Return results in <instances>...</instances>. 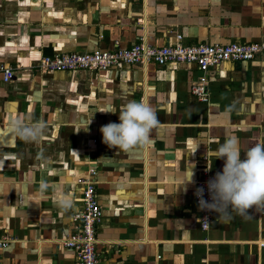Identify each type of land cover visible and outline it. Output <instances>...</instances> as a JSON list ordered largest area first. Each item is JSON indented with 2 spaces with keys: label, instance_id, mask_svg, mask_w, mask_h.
<instances>
[{
  "label": "crops",
  "instance_id": "1",
  "mask_svg": "<svg viewBox=\"0 0 264 264\" xmlns=\"http://www.w3.org/2000/svg\"><path fill=\"white\" fill-rule=\"evenodd\" d=\"M175 33L184 44L264 40V0H0V64L15 67L10 80L0 78V235L10 238L0 264H74V252L56 242L72 230L76 180L89 168L101 209L96 264H264V208L224 219L214 212L202 230L193 202L202 172L222 171L212 153L226 137L242 149L264 142V53L207 68L202 100L189 90L200 74L192 63L29 67L43 55L138 39L165 45ZM142 97L159 121L151 143L109 148L101 126L119 123V109ZM108 106L117 112H100ZM17 116L46 122L39 141L12 133ZM61 193L70 208L58 206Z\"/></svg>",
  "mask_w": 264,
  "mask_h": 264
},
{
  "label": "built area",
  "instance_id": "2",
  "mask_svg": "<svg viewBox=\"0 0 264 264\" xmlns=\"http://www.w3.org/2000/svg\"><path fill=\"white\" fill-rule=\"evenodd\" d=\"M264 53V40L255 42L225 44L193 43L184 44L181 42V35L174 34L173 40L165 45H149L141 39L133 42L127 47L120 48L113 46L107 50L94 49L87 52H67L43 55L33 64L29 65L38 72L51 71H105L112 66L120 64H135L144 66L155 64L162 66L166 63H192L200 74L191 82L190 93L202 100L205 94L206 77L204 72L207 68L227 61H248L256 54ZM15 67L0 64V78L8 81L13 77ZM18 69V68H17ZM94 143L95 139H91ZM94 168L86 171V176L76 181L80 184L81 206L70 215L72 225L71 232L57 240V244L71 249L74 252V264H96L95 252V227L101 216V209L97 203L93 176ZM215 173L204 170L201 176L194 181L193 202L197 206V197L194 195L196 187L203 186L204 197L209 199L206 181ZM198 208V207H197ZM198 223L202 230H205L214 212L201 211L198 208ZM9 237L0 235V250L8 244ZM263 242L259 243L262 246Z\"/></svg>",
  "mask_w": 264,
  "mask_h": 264
},
{
  "label": "clouds",
  "instance_id": "3",
  "mask_svg": "<svg viewBox=\"0 0 264 264\" xmlns=\"http://www.w3.org/2000/svg\"><path fill=\"white\" fill-rule=\"evenodd\" d=\"M100 112L116 113L117 110L108 106ZM119 121L101 126L100 132L104 144L122 151L146 149L151 143L150 134L159 123L156 109L147 97L128 100L119 109ZM90 123L91 120L87 124ZM8 126L20 140L36 142L44 135L47 124L43 119L31 121L30 118L17 116L9 121ZM212 155L224 161L222 171L206 181L209 199L204 197L203 186L196 187L197 207L201 211L217 213L220 219L230 218L232 213L247 215L253 207L264 208V142L242 149L239 140L229 136ZM191 175L187 179L190 183L193 182ZM46 188L42 181L41 192ZM56 202L62 209L72 206L71 198L63 193Z\"/></svg>",
  "mask_w": 264,
  "mask_h": 264
}]
</instances>
